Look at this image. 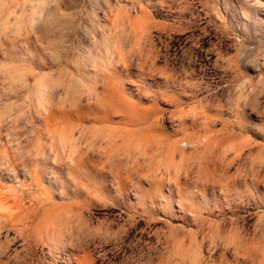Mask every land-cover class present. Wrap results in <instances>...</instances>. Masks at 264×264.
Listing matches in <instances>:
<instances>
[{
    "label": "rangeland",
    "instance_id": "1",
    "mask_svg": "<svg viewBox=\"0 0 264 264\" xmlns=\"http://www.w3.org/2000/svg\"><path fill=\"white\" fill-rule=\"evenodd\" d=\"M0 264H264V0H0Z\"/></svg>",
    "mask_w": 264,
    "mask_h": 264
}]
</instances>
